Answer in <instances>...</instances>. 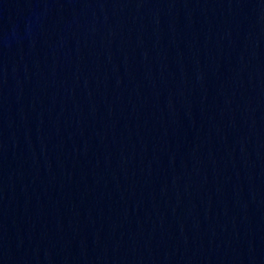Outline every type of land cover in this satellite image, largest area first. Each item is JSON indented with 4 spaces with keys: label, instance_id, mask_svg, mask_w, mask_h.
<instances>
[{
    "label": "water",
    "instance_id": "obj_1",
    "mask_svg": "<svg viewBox=\"0 0 264 264\" xmlns=\"http://www.w3.org/2000/svg\"><path fill=\"white\" fill-rule=\"evenodd\" d=\"M0 264H264V0H0Z\"/></svg>",
    "mask_w": 264,
    "mask_h": 264
}]
</instances>
